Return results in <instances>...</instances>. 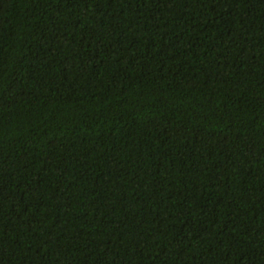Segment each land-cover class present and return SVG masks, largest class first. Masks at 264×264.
<instances>
[{"label":"trees","instance_id":"16d2710c","mask_svg":"<svg viewBox=\"0 0 264 264\" xmlns=\"http://www.w3.org/2000/svg\"><path fill=\"white\" fill-rule=\"evenodd\" d=\"M0 264H264V0H0Z\"/></svg>","mask_w":264,"mask_h":264}]
</instances>
